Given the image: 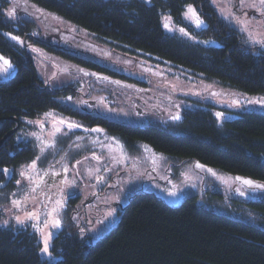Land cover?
I'll return each instance as SVG.
<instances>
[{"label": "rangeland", "instance_id": "1", "mask_svg": "<svg viewBox=\"0 0 264 264\" xmlns=\"http://www.w3.org/2000/svg\"><path fill=\"white\" fill-rule=\"evenodd\" d=\"M142 1L148 6L153 4L152 0ZM208 2L228 33L235 31L247 50L264 55V46L256 43L264 41V5L259 0ZM193 7L204 27H196L190 17H185V8L179 20L161 11L163 31L190 38L207 48L221 47L218 40L197 36L208 30L210 23L205 14ZM0 11L7 22L15 24L17 32L4 31V35L33 57L39 79L53 89L68 87L62 102L85 117L142 127L178 123L187 111L209 112L218 126L244 114L264 115L263 94L242 92L149 55H143V59L141 53L131 49L128 54L120 53L115 45H106L109 39L79 28L28 0H0ZM9 12L15 15L9 17ZM169 16L171 20L166 21ZM166 22L173 31L165 28ZM181 28L188 35L181 33ZM0 57L1 82L12 78L18 68L12 54L0 52ZM16 140L30 143L35 157L16 170L15 189L0 196V226L28 230L37 236L41 261L47 264L61 260L52 252L53 243L65 227L69 199L73 196L79 198L71 206L69 221L78 227L88 247L118 226L120 211L136 192L155 195L171 207L195 197L199 206L242 222L249 218L247 203L264 201V189L192 162H177L147 143L131 151L102 125L66 112L50 111L38 119H26ZM32 214L35 218L30 219ZM17 217L24 223L18 224ZM55 220L60 221L59 228L53 227ZM45 240L49 253L42 251Z\"/></svg>", "mask_w": 264, "mask_h": 264}, {"label": "trees", "instance_id": "2", "mask_svg": "<svg viewBox=\"0 0 264 264\" xmlns=\"http://www.w3.org/2000/svg\"><path fill=\"white\" fill-rule=\"evenodd\" d=\"M28 2L109 39L106 45H115L120 53L133 50L143 59L149 55L242 92L264 95V55L247 50L235 31L228 33L208 0H152L151 6L142 0ZM187 5L195 6L210 23L197 36L218 40L221 47L207 48L163 31L161 11L179 20ZM14 26L0 11V52L12 54L18 68L10 80L0 82V196L15 189L14 183L2 187L6 179L12 176L15 181L16 170L35 157L30 143L16 140L25 120L50 111L100 124L131 151L147 143L177 162L264 182V115L244 114L218 126L209 112L187 111L178 123L142 127L85 117L62 102L69 88L53 89L39 79L33 57L4 35L15 31ZM18 123L21 129L12 134ZM75 200L70 199L67 215ZM247 205L249 218L242 222L199 206L195 197L171 207L155 195L140 192L104 239L88 247L77 228L67 224L54 240L52 252L61 257L57 264H264V201ZM40 248L38 237L28 230L0 226V264H47L41 261Z\"/></svg>", "mask_w": 264, "mask_h": 264}, {"label": "snow or ice", "instance_id": "3", "mask_svg": "<svg viewBox=\"0 0 264 264\" xmlns=\"http://www.w3.org/2000/svg\"><path fill=\"white\" fill-rule=\"evenodd\" d=\"M149 2H151V0H149ZM259 3L261 5H264V0H259ZM186 8H187V11L184 13L185 17H190L194 21L196 27H198V28L204 27L205 26L204 21L200 18V15L196 12V9L192 5H187ZM14 15H15L14 12H9L8 13L9 17H13ZM165 20L166 21H170L171 17L170 16L169 17H165ZM164 26L169 31H173V29H172V27H170L169 23L166 22ZM179 31L181 33H183L184 35H188L187 33L184 32L183 28L179 29ZM12 39L19 41V38L16 37V36H12ZM19 42L23 43L22 41H19ZM256 43H260L262 46H264V41H256ZM0 59H3V57H0ZM4 63L5 64H9V62L7 60H5ZM9 66H11V65L9 64ZM217 115L219 116V115H222V114L218 113ZM178 118L179 117H176V119H178ZM33 167H35V165H33ZM199 167L203 168L204 166L203 165H199ZM4 171L7 172L8 170L4 169ZM209 171H211V170L209 169ZM236 179L241 180L242 183H244V184H246V185H248L250 187H253V188H256V189H264V183L256 182V181L251 180V179H243V178H240V177H237ZM240 194L243 195V193H240ZM29 218L30 219L35 218V214H32V216H30ZM16 220H17L18 224H23L24 223V221L21 220L19 217H17ZM6 224H7V222L5 221V226H6ZM53 227L59 228L60 227V221L59 220L53 221ZM42 251H43V253H49V247H48L47 240H45V242H44V247H43Z\"/></svg>", "mask_w": 264, "mask_h": 264}, {"label": "water", "instance_id": "4", "mask_svg": "<svg viewBox=\"0 0 264 264\" xmlns=\"http://www.w3.org/2000/svg\"><path fill=\"white\" fill-rule=\"evenodd\" d=\"M19 129H20V123L17 124V127L14 129V131H13L12 134L16 133ZM11 182H12V179L10 178L8 181H6V182L3 183V186L2 187L3 188L8 187Z\"/></svg>", "mask_w": 264, "mask_h": 264}, {"label": "bare ground", "instance_id": "5", "mask_svg": "<svg viewBox=\"0 0 264 264\" xmlns=\"http://www.w3.org/2000/svg\"><path fill=\"white\" fill-rule=\"evenodd\" d=\"M20 130V129H19ZM19 130L16 132V133H18L19 132Z\"/></svg>", "mask_w": 264, "mask_h": 264}]
</instances>
